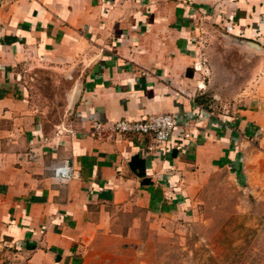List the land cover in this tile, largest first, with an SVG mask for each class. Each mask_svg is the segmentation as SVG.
<instances>
[{"label":"crops","instance_id":"0c3cea01","mask_svg":"<svg viewBox=\"0 0 264 264\" xmlns=\"http://www.w3.org/2000/svg\"><path fill=\"white\" fill-rule=\"evenodd\" d=\"M204 27L233 54L209 78ZM27 67L76 87L58 120ZM162 114L165 146L93 132ZM65 162L75 176L60 180ZM263 163L264 0H0V264L141 263L152 219L220 170L261 186Z\"/></svg>","mask_w":264,"mask_h":264},{"label":"rangeland","instance_id":"374dc122","mask_svg":"<svg viewBox=\"0 0 264 264\" xmlns=\"http://www.w3.org/2000/svg\"><path fill=\"white\" fill-rule=\"evenodd\" d=\"M209 34L204 27L198 44L199 63L209 68L205 70L208 78L212 64L223 74L224 57H233L232 53L223 55L226 46ZM23 71L38 109L51 121L58 120L69 106L66 95L76 87L68 85L59 71L53 78L43 70L27 67ZM262 184L251 187L241 175L217 171L192 206L175 216L152 219V229L142 231L145 246L138 264H264Z\"/></svg>","mask_w":264,"mask_h":264},{"label":"built area","instance_id":"2783aa9c","mask_svg":"<svg viewBox=\"0 0 264 264\" xmlns=\"http://www.w3.org/2000/svg\"><path fill=\"white\" fill-rule=\"evenodd\" d=\"M174 129L175 121L172 116L167 114L156 115L139 121L119 120L107 127L100 122H96L93 126L94 134L99 137L111 138V136L117 134L148 136L154 143L150 149L165 146L172 137ZM74 176L75 170L67 162L55 169V177L60 180H69Z\"/></svg>","mask_w":264,"mask_h":264},{"label":"water","instance_id":"95a60500","mask_svg":"<svg viewBox=\"0 0 264 264\" xmlns=\"http://www.w3.org/2000/svg\"><path fill=\"white\" fill-rule=\"evenodd\" d=\"M76 95V94H75Z\"/></svg>","mask_w":264,"mask_h":264}]
</instances>
